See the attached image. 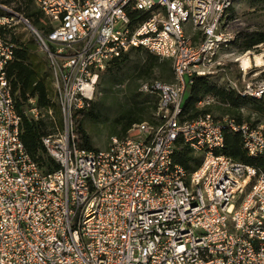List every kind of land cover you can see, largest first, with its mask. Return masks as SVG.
I'll list each match as a JSON object with an SVG mask.
<instances>
[{
    "label": "built area",
    "instance_id": "1",
    "mask_svg": "<svg viewBox=\"0 0 264 264\" xmlns=\"http://www.w3.org/2000/svg\"><path fill=\"white\" fill-rule=\"evenodd\" d=\"M31 1L49 31L0 6V264H264V175L222 155L230 132L248 157L264 158V127L210 114L189 121L184 109L196 79L225 73L239 0ZM14 19L53 74L63 129L42 144L56 168L34 161L20 139L6 72L15 47L3 35ZM138 51L171 62L175 75L142 86L157 99L154 123L134 125L106 150H80L74 117L92 107L110 63ZM255 51L237 59L242 77L223 82L260 101L264 80L247 78L264 68V44ZM30 104L27 116L42 120ZM180 142L202 158L192 172L176 163Z\"/></svg>",
    "mask_w": 264,
    "mask_h": 264
},
{
    "label": "trees",
    "instance_id": "2",
    "mask_svg": "<svg viewBox=\"0 0 264 264\" xmlns=\"http://www.w3.org/2000/svg\"><path fill=\"white\" fill-rule=\"evenodd\" d=\"M0 6L7 7L13 12L30 20L32 24L40 31H49L50 28L43 20V15L39 10L34 9L31 0H0ZM11 31H3L5 38L10 35ZM10 43L14 48V58L7 67V77L12 85V93L16 101V108L22 118L21 142L27 154L37 163L48 167L56 168L47 156L46 150L42 144V139L52 136L55 132L63 129V117L60 106L54 99L53 91L50 87V75L45 64L40 60L38 55L39 47L34 39L27 41H18L16 37L10 36ZM264 44V35L257 38L248 36L242 46L245 52L255 51L258 46ZM129 59L128 56L116 59L117 65L124 64ZM209 79H196L192 86L185 104L186 120L195 121L200 117L210 114L201 112L198 105L206 96H212L217 101L227 106V113L231 114L239 124H248L242 117L243 105L249 103L251 111L261 117H264V98L260 101L241 99L233 91L226 87L219 89L210 85ZM36 100L37 107L55 114V117L49 121H34L27 116L30 108V101ZM93 106L87 111H81L73 119L74 134L76 146L80 150H94L92 144L84 130V120L93 116ZM28 108V109H27ZM156 108V107H155ZM129 118L127 124L122 129V135L125 137L128 131L134 126L147 121L143 115V109L133 108L128 111ZM154 123V122H153ZM253 127V126H252ZM222 155L232 158L233 160L253 166L257 171L264 175V158L251 159L243 149L241 138L237 134L227 132L225 134V146ZM176 163L188 171H194L201 164V159L194 156L193 152L182 142L179 143V151L176 156Z\"/></svg>",
    "mask_w": 264,
    "mask_h": 264
},
{
    "label": "rangeland",
    "instance_id": "3",
    "mask_svg": "<svg viewBox=\"0 0 264 264\" xmlns=\"http://www.w3.org/2000/svg\"><path fill=\"white\" fill-rule=\"evenodd\" d=\"M34 9L38 10L35 7ZM230 15V21L232 22L231 32L237 37L236 45L225 49L221 54L220 59L225 64V73L220 72L208 80L210 85L216 86L219 89L226 87L223 80L227 82L228 79L242 77L239 63L236 61L248 53L242 50L247 37L257 38L264 35V0H239ZM5 17L7 16L5 15ZM43 20L46 22L44 17ZM29 22L33 25L30 20ZM13 25L8 30L11 32L10 35L6 36L7 40H10V36L16 37L19 42L34 39L31 31L17 19L13 20ZM35 28L38 29L37 27ZM250 53L258 55L256 51H251ZM38 55L49 72L50 87L56 103L59 104L48 59L40 49L38 50ZM128 57V61L124 64L117 65L114 63L116 60L112 61L106 72L100 75L97 82L93 116L84 120V130L94 150H106L109 148L112 138L124 137L122 129L127 124L129 109H143L145 114L142 121H147V123L154 122L157 99L155 96L143 94L141 91L143 85L155 81L165 84L174 83L175 75L171 62L162 61L146 51H138ZM248 75V81L254 80L253 77H257L256 79L258 80H264V68H254ZM208 97L212 98L213 103L205 106L198 105L201 112H209L217 120L233 117L226 112L227 106L222 105L219 100L217 101L212 96ZM32 101L35 102L37 107L36 100ZM246 104L242 108L243 119L251 127H264V117L254 114L251 111V105L249 103ZM29 107V109L32 108L31 104H29ZM39 112L43 117V121L46 122L49 121L48 119L55 117L53 112L49 113L43 109H39ZM139 124L141 123L139 122ZM57 133L55 132L52 136ZM198 159H201L202 162V158Z\"/></svg>",
    "mask_w": 264,
    "mask_h": 264
},
{
    "label": "bare ground",
    "instance_id": "4",
    "mask_svg": "<svg viewBox=\"0 0 264 264\" xmlns=\"http://www.w3.org/2000/svg\"><path fill=\"white\" fill-rule=\"evenodd\" d=\"M256 62H257V65L261 66L262 65V61L259 59V57H256ZM242 64H243V68L245 70H249L250 67H251V64H250V59L248 57H244L242 59Z\"/></svg>",
    "mask_w": 264,
    "mask_h": 264
}]
</instances>
